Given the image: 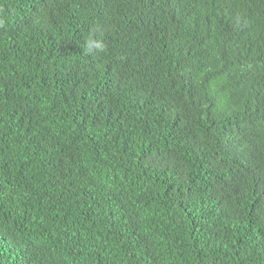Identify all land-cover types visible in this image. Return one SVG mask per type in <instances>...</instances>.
Segmentation results:
<instances>
[{
  "label": "trees",
  "instance_id": "16d2710c",
  "mask_svg": "<svg viewBox=\"0 0 264 264\" xmlns=\"http://www.w3.org/2000/svg\"><path fill=\"white\" fill-rule=\"evenodd\" d=\"M0 11V264H264V0Z\"/></svg>",
  "mask_w": 264,
  "mask_h": 264
},
{
  "label": "clouds",
  "instance_id": "9594fccd",
  "mask_svg": "<svg viewBox=\"0 0 264 264\" xmlns=\"http://www.w3.org/2000/svg\"><path fill=\"white\" fill-rule=\"evenodd\" d=\"M7 23V17L0 11V29H4ZM85 50L89 54H102L105 50V43L95 34H90L85 41Z\"/></svg>",
  "mask_w": 264,
  "mask_h": 264
}]
</instances>
